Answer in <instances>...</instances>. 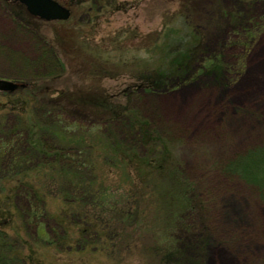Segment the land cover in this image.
<instances>
[{"label":"rangeland","instance_id":"1","mask_svg":"<svg viewBox=\"0 0 264 264\" xmlns=\"http://www.w3.org/2000/svg\"><path fill=\"white\" fill-rule=\"evenodd\" d=\"M56 1L67 19L42 20L0 0V83H33L34 104L69 110L50 129L60 145H93L90 185L109 194L87 208L103 228L81 249L80 224L63 222V234L50 221L49 236L0 189L8 236L0 254L27 264H264V0ZM179 62L188 66L180 77L172 74ZM156 73L170 75L166 86L143 90L139 79ZM127 90L136 96L128 100ZM7 92L0 87L1 117ZM95 98L128 104L156 141L130 149V162L118 157L87 128L102 113L80 101ZM32 106L15 109L19 123L32 122ZM60 203L46 198L50 217Z\"/></svg>","mask_w":264,"mask_h":264},{"label":"trees","instance_id":"2","mask_svg":"<svg viewBox=\"0 0 264 264\" xmlns=\"http://www.w3.org/2000/svg\"><path fill=\"white\" fill-rule=\"evenodd\" d=\"M40 43L43 45L45 52L41 60L47 61L48 46L44 42ZM168 51L171 55L175 54L171 52L174 49H168ZM186 55L191 56L189 52ZM187 67L184 62H179L178 65L176 64V69L173 70L175 72L172 74L179 75L187 70ZM168 75L167 73H156L153 76L142 77L139 79L142 84L141 87H145L142 88L143 90L162 88L166 86L165 81L170 77ZM134 87L136 89L139 86L135 84ZM34 90V84L28 82L25 87L7 92L13 98L10 99L8 107H3V110L8 113L3 117L0 116V189L8 191L10 195L12 193L16 200L15 208L23 217L28 219L25 221L27 224L35 218L37 221L30 222V224L37 222L44 227V232L46 231L45 233L51 236L53 233L48 231V222L54 221L57 231L59 233L62 231L63 234H68L62 224L63 222L68 224L77 222L81 227L77 231L79 238L75 245L84 249L86 244L91 242L93 246L95 244L94 238L97 239L100 235V231L96 226H99L100 229L103 227L99 225L98 221L92 219L94 216L88 213L87 207L91 204L99 205L101 196L109 194L108 189H105L106 187L95 189L91 188L90 185L95 182V178L92 175L95 169L90 155V153L94 152L93 145L90 144L80 148L81 141L73 146H63L57 143L55 133L50 128L60 122L59 116L71 113L59 104L37 106V104H34ZM125 92L129 100L130 97L134 98L136 96L137 91L129 92L127 90ZM28 102L33 105L31 111L32 122L29 121V125H26L19 123L14 111L19 105L23 110L24 105ZM77 103L75 101L74 104ZM80 104L89 105L94 109L100 110L102 117L94 119V122L88 127L76 122L71 125L77 126L79 130L85 127L89 128V130H97L96 134H102L103 141L110 149L112 148L117 153L120 152L121 155L118 157L122 159L127 158L130 162V158L126 154L130 149H147L149 145L152 146L154 141H156L155 135L157 132L150 128L148 122H141L138 119V115L135 116V112L132 111L128 104L127 106L114 104V102L111 103L105 98H95L91 101L85 99L81 100ZM0 111L2 110L0 109ZM128 140H130V143ZM109 157L110 154L104 155L102 162H109ZM43 164L51 166L52 171H38L36 175L30 173V169ZM237 165V168L244 166L243 163H237ZM244 170L250 172L249 169L244 168ZM47 174L50 175L51 180L44 183L43 176ZM249 175L247 177H253L254 179L257 177L253 176L251 172ZM29 176L33 177L29 178ZM262 179L264 180V178ZM55 182H57V185ZM56 196L61 202L57 218L50 217L49 210L46 208V198ZM2 223L4 224V222L0 223L1 226H3ZM2 230L0 228V239L4 242L8 236ZM62 235L60 234L58 241L60 240L62 245H64L65 242L62 241L64 239ZM8 251L7 258L0 254V264H27L26 259L10 250ZM171 251L167 252V254L171 253ZM10 253L13 255L10 256Z\"/></svg>","mask_w":264,"mask_h":264},{"label":"water","instance_id":"3","mask_svg":"<svg viewBox=\"0 0 264 264\" xmlns=\"http://www.w3.org/2000/svg\"><path fill=\"white\" fill-rule=\"evenodd\" d=\"M26 6V9L32 15H37L42 19H66L69 11L60 6L54 0H16ZM8 89H13L15 84H6Z\"/></svg>","mask_w":264,"mask_h":264}]
</instances>
